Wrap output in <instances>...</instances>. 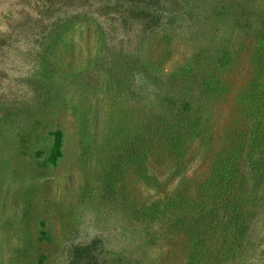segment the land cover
<instances>
[{
	"label": "rangeland",
	"instance_id": "obj_1",
	"mask_svg": "<svg viewBox=\"0 0 264 264\" xmlns=\"http://www.w3.org/2000/svg\"><path fill=\"white\" fill-rule=\"evenodd\" d=\"M161 3V21L149 29L118 0H0V264H40L41 256L45 264H74L75 248L94 243L101 264H187L184 239L165 241L159 223L149 237L137 212L181 184L169 163L152 168L163 190L144 186L128 168L107 197L113 153L100 145L84 153L79 117H95L100 139L120 108L134 127L167 92L182 89L177 70L197 54L210 62L226 49L228 88L212 109V130L224 135L255 73L253 31L264 22V0ZM55 118L65 133L63 158L58 168H36L34 138L27 153L18 135L37 121L41 135ZM204 149L182 182L191 189L210 168ZM249 242L246 259L234 264H264V206Z\"/></svg>",
	"mask_w": 264,
	"mask_h": 264
},
{
	"label": "trees",
	"instance_id": "obj_2",
	"mask_svg": "<svg viewBox=\"0 0 264 264\" xmlns=\"http://www.w3.org/2000/svg\"><path fill=\"white\" fill-rule=\"evenodd\" d=\"M118 1L130 6L129 18L141 21L149 29L161 21V0ZM253 40L254 76L240 94L237 123L218 138L212 130V109L228 88L221 78L231 68L232 57L226 49L210 62L197 54L186 67L177 70L172 76L178 85L182 84V89L167 92L158 108L151 106L152 111L134 127L120 108L118 119L107 120L111 126H106V135L100 139L95 117L91 118L89 113L79 117V140L84 153L99 145L113 153L105 177L107 197H112L119 178L128 168L135 171L144 186L163 190L152 168L169 163V174L181 184L137 212L149 237L156 238L150 229L159 223L165 241L174 243L184 239L187 264H234L246 259L254 223L264 206V22L253 31ZM119 84H115L116 90L123 86ZM47 106L43 102L41 109ZM25 112L30 111L18 113ZM39 122L30 123V128L19 133L22 140L19 147L28 153L29 140L34 138L32 146L37 149L30 151V156L36 168H58L63 158L65 133L56 125L55 118L46 124V132L36 134ZM205 147L211 157L210 168L191 189L182 182L199 151H206ZM98 251V243L76 247L74 264H101ZM44 261L45 257L41 256L40 264H45ZM127 264L136 262L129 260Z\"/></svg>",
	"mask_w": 264,
	"mask_h": 264
}]
</instances>
